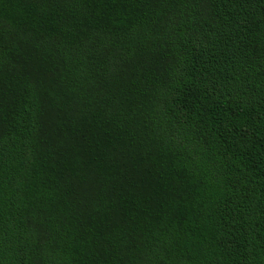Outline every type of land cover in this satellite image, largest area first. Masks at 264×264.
<instances>
[{"label": "trees", "instance_id": "1", "mask_svg": "<svg viewBox=\"0 0 264 264\" xmlns=\"http://www.w3.org/2000/svg\"><path fill=\"white\" fill-rule=\"evenodd\" d=\"M0 264H264V0H0Z\"/></svg>", "mask_w": 264, "mask_h": 264}]
</instances>
